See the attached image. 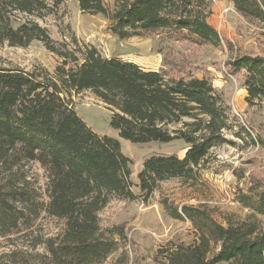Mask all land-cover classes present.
Wrapping results in <instances>:
<instances>
[{
	"label": "trees",
	"instance_id": "trees-1",
	"mask_svg": "<svg viewBox=\"0 0 264 264\" xmlns=\"http://www.w3.org/2000/svg\"><path fill=\"white\" fill-rule=\"evenodd\" d=\"M63 1L0 0V46L27 47L39 41L63 60L54 76L46 69L0 67V170L5 173L0 184V236L17 230L26 212L36 217L45 212L65 220V229L42 242L47 254L41 264H99L116 250L114 236L124 235L118 226H101L100 212L112 199L146 201L162 181L194 179L213 148L232 144L228 132L262 146L264 141L252 136L253 128L240 125L212 78L197 76L198 69L189 62L146 71L95 48L69 50L37 21L20 17L42 18ZM76 1L82 11L106 16L120 40L162 32L168 41L221 43L208 22L211 0H114L111 9L104 0ZM231 3L243 17L264 23V0ZM226 68L227 74L243 79L248 105L264 106V56H240ZM83 90H91L116 110L110 125L121 139L134 144L183 141V156L150 157L134 181L131 160L119 139L95 132L73 107L72 94ZM237 127L240 131L235 133ZM29 162L39 163L47 173L48 201L38 200L19 173ZM260 188L253 181L249 193H234L244 207L264 215ZM253 195L258 196L255 202ZM166 212L170 218L190 220L198 232V242L175 247L167 264H264V227L255 214L223 225L206 208L185 205ZM212 245L219 249L208 257Z\"/></svg>",
	"mask_w": 264,
	"mask_h": 264
},
{
	"label": "rangeland",
	"instance_id": "rangeland-1",
	"mask_svg": "<svg viewBox=\"0 0 264 264\" xmlns=\"http://www.w3.org/2000/svg\"><path fill=\"white\" fill-rule=\"evenodd\" d=\"M111 9L114 0H104ZM232 8L225 16V9ZM37 21L46 28L54 41L66 43L69 50L91 47L104 56L132 62L146 71L159 70L162 66L184 60L197 70L196 75H209L215 87L222 92L239 123L253 128L252 136L264 141V106L250 107L246 102L248 93L240 75L227 74V63L244 56H264V23L240 15L231 0H211L208 22L219 33L218 46L197 45L191 41L167 40L162 32L143 33L120 40L110 30L111 22L99 14L82 11L76 0H64L44 17L20 15ZM80 56V54H78ZM174 62V63H173ZM63 60L50 53L43 43L32 42L27 47L0 46V67L20 68L26 71L46 69L50 76ZM168 64V65H167ZM74 64H69L68 67ZM72 105L79 116L97 133L121 142L122 152L131 160L132 178L137 181L144 163L152 156L178 154L183 156V141L170 143L152 142L134 144L121 139L111 125V116L116 112L99 99L91 90L72 94ZM182 123L177 127H181ZM239 127L234 132H239ZM232 144L213 148L210 156L192 180L173 178L162 181L146 201L138 197L133 201L112 199L100 212L103 229L118 226L124 229L122 237L116 235V250L99 264H167L170 253L178 246H193L198 242V232L186 218L173 219L166 208L193 206L206 208L212 217L223 225L228 221L239 223L255 214L264 227V215L244 207L236 199L235 191L248 192L251 182L261 184L264 194V146L258 140L236 137L227 133ZM29 183V188L38 195V200L48 201L45 190L47 173L36 162L25 163L19 170ZM0 170V184L4 175ZM254 202L258 196L253 195ZM18 229L7 236H0V264L17 261L23 264H41L47 254L46 239L56 237L65 229V220L41 212L34 216L25 213ZM219 249L212 245L211 257Z\"/></svg>",
	"mask_w": 264,
	"mask_h": 264
},
{
	"label": "built area",
	"instance_id": "built-area-1",
	"mask_svg": "<svg viewBox=\"0 0 264 264\" xmlns=\"http://www.w3.org/2000/svg\"><path fill=\"white\" fill-rule=\"evenodd\" d=\"M230 11H234V10H232V8L225 9L224 12H223V16H225Z\"/></svg>",
	"mask_w": 264,
	"mask_h": 264
}]
</instances>
